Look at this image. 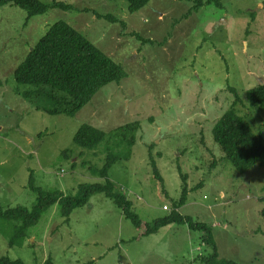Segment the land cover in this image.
<instances>
[{"label": "rangeland", "instance_id": "374dc122", "mask_svg": "<svg viewBox=\"0 0 264 264\" xmlns=\"http://www.w3.org/2000/svg\"><path fill=\"white\" fill-rule=\"evenodd\" d=\"M38 1L70 8L50 7L29 20L18 8H0V207L32 210L37 194L30 178L34 189L64 197L108 180L130 202L141 227L102 194L74 209L66 222L56 203L28 229L21 247H9L12 225L0 221V258L23 264L48 258L54 264H205L213 248L201 243L199 231L170 224L142 235L147 224L174 210L184 176L188 193L177 213L206 225L218 260L264 264V166L237 173L211 135L233 104L234 89L237 115L264 146V111L247 101L251 89L264 86V0L202 6L197 0H150L136 13L123 0ZM58 22L124 73L73 117L50 114L55 106L45 90L38 95V89L13 80L14 70ZM132 123L138 129L126 160L128 148L114 131ZM82 125L105 135L95 148L73 144ZM108 154L117 161L103 179L97 172Z\"/></svg>", "mask_w": 264, "mask_h": 264}, {"label": "trees", "instance_id": "16d2710c", "mask_svg": "<svg viewBox=\"0 0 264 264\" xmlns=\"http://www.w3.org/2000/svg\"><path fill=\"white\" fill-rule=\"evenodd\" d=\"M127 4L129 13H136L144 8L150 0H123ZM218 5V0H197L196 4ZM9 5L23 11L29 20L35 16L44 15L50 7L56 9H69L70 6L53 2L51 6L44 5L38 0H0V8ZM97 19H104L116 23V18L106 15H95ZM124 77L121 67L106 57L91 42L81 36L74 29L63 22L52 25L45 35L39 39L25 59L13 72V80L18 86H28L45 90V97L51 101L55 109L50 114H64L75 116L104 86L110 83H119ZM234 97L230 109L225 111L211 131L213 142L220 148L223 159L233 169L243 174L255 165L264 166V146L261 139L253 134L251 129L236 113L235 106L239 102L234 89H229ZM25 95L24 98H28ZM247 101L251 107H258L264 111V86H258L247 93ZM138 129L137 123L127 124L117 128L114 136L125 143L128 150L125 155L127 160L130 149L134 145L132 136ZM105 135L89 125H82L73 137V144L83 149H93L104 139ZM65 154V152H64ZM117 161V158L108 154L103 167L97 174L105 179L108 170ZM153 177L161 185L163 181L154 165L151 163ZM183 187L180 199L174 203L173 211L165 218L155 220L145 226L144 237L157 233L161 228L170 224L183 225L189 231H199L203 236L201 243L211 246L213 254L209 260L202 259L205 264H233L229 261H220L209 229L204 224L193 223L189 218L177 213L186 201L188 189L186 179L181 176ZM29 188L37 194L35 207L28 211L25 208L3 210L0 207V221L12 225V232L8 238L9 247H21L27 239V231L36 225L41 214L52 205L59 203L61 216L67 221L74 209L87 204L88 200L97 194L104 195L117 206L122 215L136 229L141 227V221L131 211V204L123 195L115 190V186L106 180L104 184L82 185L75 197H64L60 193H43L32 187L31 178ZM163 192V191H162ZM0 264H23L19 260L0 258ZM43 264H54L48 258Z\"/></svg>", "mask_w": 264, "mask_h": 264}]
</instances>
